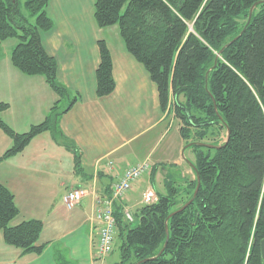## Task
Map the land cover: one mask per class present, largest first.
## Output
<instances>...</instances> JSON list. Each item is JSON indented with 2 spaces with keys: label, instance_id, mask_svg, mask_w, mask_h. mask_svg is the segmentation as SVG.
Wrapping results in <instances>:
<instances>
[{
  "label": "trees",
  "instance_id": "trees-1",
  "mask_svg": "<svg viewBox=\"0 0 264 264\" xmlns=\"http://www.w3.org/2000/svg\"><path fill=\"white\" fill-rule=\"evenodd\" d=\"M48 1L0 0V59L1 42L14 37L11 64L23 74L43 76L58 98L25 132L2 120L9 104L0 102V129L12 140L0 161L47 131L73 154L79 172V149L58 121L78 97L59 82L58 64L41 42V34L53 27ZM93 6L97 26L116 24L125 49L149 72L162 110L172 103L185 148L194 154V178L165 181L166 193L134 211L136 225L114 203L119 254L114 264H264V0H94ZM98 51L96 95L103 97L115 89L113 62L102 38ZM221 129L224 141L204 142ZM197 175L196 196L179 210L192 198ZM17 215L13 193L0 183L5 243L41 253L44 246L36 241L42 221L11 225Z\"/></svg>",
  "mask_w": 264,
  "mask_h": 264
},
{
  "label": "crops",
  "instance_id": "crops-1",
  "mask_svg": "<svg viewBox=\"0 0 264 264\" xmlns=\"http://www.w3.org/2000/svg\"><path fill=\"white\" fill-rule=\"evenodd\" d=\"M94 0H49L47 14L53 27L41 34L44 50L58 64L56 76L77 100L59 118L61 131L76 144L81 170L76 172L73 154L55 143L50 132H41L14 156L0 161V183L14 195L18 215L11 225L30 218L43 223L36 245L41 253H23L6 244L0 231V264H114L110 254L96 255L99 223L91 220L92 191L108 196L110 184L130 165L148 160L150 171L135 181L116 202L123 211H135L144 194L153 200L166 193L165 181L194 178L193 158L176 127L162 110L157 85L143 64L125 49L116 24L99 28L93 18ZM105 40L113 62L115 89L96 95L98 41ZM14 37L1 42L0 102L9 104L1 118L17 132L41 122L58 99L41 75L23 74L11 64ZM69 99L62 100L67 104ZM169 136V137H168ZM12 144L0 129V155ZM162 147V148H160ZM108 160L112 161L109 165ZM139 185V184H138ZM74 187L87 190L81 201L68 208L63 196ZM133 191L139 192L135 195Z\"/></svg>",
  "mask_w": 264,
  "mask_h": 264
},
{
  "label": "built area",
  "instance_id": "built-area-1",
  "mask_svg": "<svg viewBox=\"0 0 264 264\" xmlns=\"http://www.w3.org/2000/svg\"><path fill=\"white\" fill-rule=\"evenodd\" d=\"M168 107L165 110V114L171 110L174 116L173 105L171 102L168 103ZM109 165H112V161L108 160ZM151 163L148 160H142L140 163L130 165L122 173L119 178L115 179L111 184L110 194L108 196H99L92 191L94 198V207L91 215V220L99 223L98 238L96 255L106 256L110 253L114 246V235L116 220L114 219V203L120 201L123 196L132 187L131 183L141 178L143 174L150 171ZM87 193L86 189L81 187H74L73 189L66 192L63 196V200L68 208H72L75 204L81 201V198ZM143 202L149 203L153 201V196L150 193L143 195ZM125 217L132 220L129 215V211L125 210Z\"/></svg>",
  "mask_w": 264,
  "mask_h": 264
},
{
  "label": "rangeland",
  "instance_id": "rangeland-1",
  "mask_svg": "<svg viewBox=\"0 0 264 264\" xmlns=\"http://www.w3.org/2000/svg\"><path fill=\"white\" fill-rule=\"evenodd\" d=\"M172 111L171 110H169L167 113H166V116H167V118L169 119V123H171V127H173L171 130H170V133H169V136H173V138H174V140H176V135H177V133H176V127H179L180 128V126L182 125V122H181V120L177 117V116H175V113H174V116L172 115V113H171ZM220 132V134L215 138V136H209L210 138H207V139H205V141L204 142H211V141H214L215 140V142H217V143H219V142H222V141H224L225 140V132H224V130H220L219 131ZM2 133H3V131H2ZM4 134V133H3ZM168 136V137H169ZM160 148H162V147H160ZM189 154V156L191 157V158H194V154H193V151H192V149H190L189 148V151H186L185 152V154ZM139 181V180H138ZM143 181V180H142ZM142 181H141V183H137V185L136 184H134L135 183V181L134 182H132L131 183V185L132 186H138L137 187V191H139L142 187H143V183H142ZM137 182V181H136ZM178 183H182V181H178ZM139 184V185H138ZM132 188V187H131ZM131 188H130V190H131ZM137 191H133V193L135 194V195H139V192H137ZM130 192V191H129ZM128 194V193H127ZM129 211V215H130V218L133 220V218H134V221H132V220H129L128 219V221H132V223H131V226L132 225H136L138 222H139V219L134 215V211L131 209V210H128ZM124 215H125V211H124ZM126 218V217H125ZM127 219V218H126ZM115 239V238H114ZM115 248V245H114V247H113V249H112V251L110 252V259L111 260H114V261H117V260H119V254H118V251L116 250V249H114Z\"/></svg>",
  "mask_w": 264,
  "mask_h": 264
},
{
  "label": "water",
  "instance_id": "water-1",
  "mask_svg": "<svg viewBox=\"0 0 264 264\" xmlns=\"http://www.w3.org/2000/svg\"><path fill=\"white\" fill-rule=\"evenodd\" d=\"M254 6H255V4L250 8V14H251V12H252V9L254 8ZM226 135H227V137H229L228 135H229V130L227 129V133H226ZM199 144H201V145H205V146H210V147H214V148H219V146L220 145H213V144H210V143H204V142H199ZM186 146V145H185ZM184 146V147H185ZM197 185H196V188H195V190H194V192H193V196H192V198L191 199H189L185 204H183L182 205V207L181 208H179V210H182V209H184L185 207H187V204L189 203V202H191V200L196 196V193H197V191H198V188H199V186H200V182H199V176L197 175ZM167 242V241H166ZM165 245H166V243H165ZM260 247H261V257L264 259V238L261 240V243H260ZM161 253V252H160Z\"/></svg>",
  "mask_w": 264,
  "mask_h": 264
}]
</instances>
